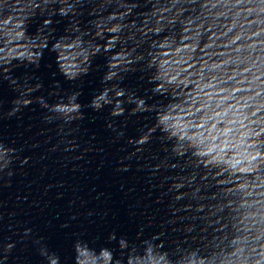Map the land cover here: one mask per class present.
I'll return each mask as SVG.
<instances>
[{"label":"clouds","instance_id":"1","mask_svg":"<svg viewBox=\"0 0 264 264\" xmlns=\"http://www.w3.org/2000/svg\"><path fill=\"white\" fill-rule=\"evenodd\" d=\"M85 13L92 19L83 28L78 18ZM56 17L67 21L58 38ZM46 50L55 54L53 76L75 88L63 90L56 81L46 95H35L43 91L41 82L32 83L36 77L12 76L21 67L39 69ZM98 55L106 61L102 87L81 104V86ZM129 73L146 80L145 95L121 87ZM0 80L17 94L0 120L38 105L44 123L60 122L57 132L68 126L71 135L85 108H110L112 119L150 114L151 126L127 140L135 151L124 159L154 138L164 143L167 157L149 174L173 173L160 186L168 182L171 215L184 213L178 219L187 222L172 228L182 236L170 241L163 225L149 236L141 229L135 241L110 233L105 245L81 233L67 256L33 240L43 264H264V0H0ZM154 97L167 102L148 104ZM107 127L116 132L114 142L124 138L123 130ZM67 144L65 152L79 147L75 139ZM19 151L0 140V187H11L17 161L28 163ZM10 240L0 243V264L16 247Z\"/></svg>","mask_w":264,"mask_h":264},{"label":"water","instance_id":"2","mask_svg":"<svg viewBox=\"0 0 264 264\" xmlns=\"http://www.w3.org/2000/svg\"><path fill=\"white\" fill-rule=\"evenodd\" d=\"M142 10L146 9L137 11ZM55 19L61 20L53 25L56 28L54 35L58 38L64 34L67 21L60 17ZM78 19L80 26L86 28L92 17L85 13ZM40 22L38 19L31 24L29 33L34 34ZM105 63L103 56L94 59V70L84 78L81 86V104L89 103L96 90L102 87L100 80L106 71ZM56 69L55 54L46 50L39 69L21 67L14 69L12 76L21 79L29 75L36 77L32 83L41 82L43 91L35 95H46L56 81L63 90L76 87L59 74L54 77ZM140 75L129 73L121 87L134 88L139 95H145L149 85L146 80H139ZM16 96L8 82L0 80V113L10 109ZM158 100L167 102L162 97H154L147 103ZM53 101L54 98H50V102ZM131 107L134 106H128L129 111ZM83 112L84 120L71 126L76 129L71 135L68 126L57 132L60 122L44 123V113L38 105L24 109L18 118L0 120V140L20 150L21 159L29 158L23 166L19 161L12 166L15 175L11 178V187H0V215L4 217L0 221V243L5 242V237H11L9 242H16L8 264H13L12 257L20 258L18 264H43L36 250L39 245H34L33 240H40L50 250L67 256L73 239L81 233L86 239L96 240L98 245L107 244V237L113 232L135 241L141 229L143 236H149L161 231L162 225L169 241L182 236L181 232L171 230L185 226L187 222L178 219L184 213L171 215V194L164 195L168 182L160 186L163 177L173 173L161 169L154 176L149 174L150 166L167 157L166 145L154 138L132 160L124 159L135 151L127 140L137 138L138 129L146 130L151 126L150 114L112 119L107 107L101 113L87 108ZM108 123L117 131L123 130L124 138L114 142L116 132L107 127ZM125 123L126 127L121 129ZM71 139H75L79 147L65 152L67 141ZM125 167L129 170L117 171ZM10 213L15 215L10 216ZM170 220L175 223H168ZM26 228L32 231L30 238L23 241L21 236ZM25 245L26 249L21 251Z\"/></svg>","mask_w":264,"mask_h":264}]
</instances>
